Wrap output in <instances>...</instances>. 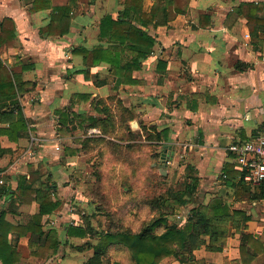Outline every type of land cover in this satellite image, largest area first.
Returning <instances> with one entry per match:
<instances>
[{
  "label": "crops",
  "instance_id": "crops-1",
  "mask_svg": "<svg viewBox=\"0 0 264 264\" xmlns=\"http://www.w3.org/2000/svg\"><path fill=\"white\" fill-rule=\"evenodd\" d=\"M104 1L88 0L91 8L83 11L81 6H85V0H50L52 8L72 5V24L66 35L46 36L40 30L50 22L52 8L36 9L35 0H0V23L6 18L11 19L16 34L11 46L6 43L0 46V59L12 72L15 83L25 84L26 90L20 91L19 99L25 116L31 121L29 136L18 143L10 142L7 137L0 138L3 146L12 149L0 157V186L7 184L18 189L26 179L29 193L21 195L24 200L17 197L5 202L0 200V203L6 211V221L18 225L27 224L39 212L42 197L38 191L48 189L52 200L59 202L58 208L42 219L46 233L56 230L60 240L58 250L53 253L54 249H50L53 256L43 260L39 255L48 249H39L34 242L39 237L37 234L29 232L20 236L11 232L9 241L21 255L16 264H81L79 261L73 263V254L62 248L65 245L87 251L88 258L93 255V249H81L80 246L87 241H96L97 237L89 234L87 237L71 236L68 229L71 226L86 228V215L95 212L96 217L99 213L91 209L97 207L95 202L87 201L88 209L81 213L83 222L73 218L63 224L62 231L54 222L59 214L70 216L68 210L73 205H83L84 199L69 198L67 184L60 185L57 180L63 167L52 162L55 160L52 153L55 140L63 139L59 135L60 129L68 128L76 114L82 115L79 118L82 122L89 121L88 126L77 125V128L86 127L87 139L102 136L101 128L90 126V119L86 118L104 117L102 108L106 104L103 105L102 100L109 96L108 84L115 78L111 75L110 64L101 61L86 65L83 56L74 54L73 50L82 46L119 49L118 43L100 37V22L105 15H115L124 6L119 0H109V6H105L107 10L97 12V4ZM247 2L260 6L257 15L264 19V0H190L186 12L177 15L168 25H149L147 30L156 37L154 51L142 60L140 69L133 71L136 82L127 84V90L123 88L132 98L128 106L130 111L140 109L146 123L162 134L163 130L168 131V142L158 140V144L170 151V161L177 155L186 159L182 165L186 181L189 174L198 178L197 192L192 202L184 206L211 209L215 200L220 199L232 212L240 210L251 216L240 229L229 226L222 251L205 247L194 251V257L204 259L200 264H243L242 232L255 236L264 244V225L254 217L255 210H264V199H250L251 192L258 186L241 182L240 172L227 152V146L237 140L264 134V23L257 25L253 39L248 19L240 7ZM154 3L144 0L143 11L149 13ZM78 69H87V73H79ZM112 87L118 88L116 81ZM88 102L97 114L86 111ZM61 112L67 114L66 119ZM17 150L22 155L12 168H8L5 163ZM63 170L66 174L67 170ZM47 183H55L57 187L49 191ZM61 190L67 193L66 198L60 197ZM247 202L251 210L242 206ZM25 213L30 217L21 220ZM186 215L177 214V217L182 221ZM91 223L95 230L102 231L94 225L92 218ZM74 238H80L81 242H73ZM34 251L40 253L34 255ZM263 260L264 251L256 254L252 264H260ZM172 263L182 262L169 257L160 264Z\"/></svg>",
  "mask_w": 264,
  "mask_h": 264
},
{
  "label": "trees",
  "instance_id": "trees-1",
  "mask_svg": "<svg viewBox=\"0 0 264 264\" xmlns=\"http://www.w3.org/2000/svg\"><path fill=\"white\" fill-rule=\"evenodd\" d=\"M47 1L49 3L46 5ZM119 1L124 9L115 15H105L100 22V37L118 43L119 49L114 51L103 46L89 49L82 46L74 49L73 53L82 55L86 65L98 64L101 61L107 62L111 67L110 72L118 83L134 84L136 80L133 78V71L141 68L142 60L153 53L156 44V37L147 28L151 24H154L155 27L168 25L177 15L186 12L190 0H152L155 3L149 13L143 11L144 0ZM73 3L74 1H72V5ZM72 5L52 8L50 0H35L34 8L36 9L52 8L50 22L40 30L41 34L63 36L70 33ZM240 7L248 19V26L254 39L257 25L264 23V19L257 15L260 6L247 2L241 4ZM0 25L2 28L0 46L5 43L11 46L16 35L14 22L6 18ZM77 72L87 73V69H78ZM23 86H25L24 83H18V85L15 83L12 72L0 59V123H5V125H0V138L7 137L10 142L15 143L24 137H28L31 129V121L25 116L19 99L20 91L25 89ZM102 113L104 117L101 118L92 116L86 118L90 119V126H98L103 130V127L112 121L113 114L108 105H104ZM61 114L65 119L67 118L65 112H61ZM77 117L81 118L82 115L76 114ZM152 128L157 131L156 127ZM129 131L131 132V130ZM156 137L159 141L167 143L168 131L163 130V134L157 131ZM11 151L10 147L2 145L0 140V157ZM0 171H2L1 168ZM228 173L231 174L229 169ZM24 181V185L18 189L7 184L0 186V200L5 202L9 198L15 200L17 197L24 200L21 195L24 193L27 195L29 193L27 190L30 189L26 179ZM241 182L243 183V180ZM198 184V178L189 174L183 189L169 192L177 203L169 214L178 212L181 206L192 202ZM46 185L49 191H53L57 187L55 183L51 185L47 183ZM38 193L41 195L39 197H42L40 210L31 217L27 224L13 225L6 221V211L0 203V261L2 264H16L21 258V255L9 241L11 232H16L20 236L32 232L39 236L34 241L38 244L39 249H54L53 253L58 250L60 240L56 230L51 229L46 233L43 230L42 219L44 215L55 211L59 202L52 200L48 194V189L40 190ZM250 199H264V181L256 190L251 192ZM153 202L165 207L167 197L164 199L163 196L162 200L155 199ZM91 209L98 212L100 210L99 207L93 206ZM210 210L211 212L208 213L201 207H191L183 220H178L179 223L175 225L169 223L168 215L164 212L160 217L154 218L146 224L139 232L112 230L110 229L111 226L102 231L95 230L91 223L92 216L96 214L93 211L94 213L87 214L85 217L86 228L71 226L68 233L77 237H87L88 234L97 237L96 241H87L80 246L81 249H93V255L88 258L85 264H102L104 257L108 255L114 245L126 247L134 264H160L167 257H174L180 262L188 264L194 260V251L202 247L211 251H222L230 231L229 226L240 229L245 222L251 220V216L244 211L234 210L232 212L230 207L223 204L220 199L215 200ZM160 229H162L161 232ZM206 237L209 239L207 240ZM240 251L243 264H252L256 254L264 251V244L255 236L242 232ZM36 253L39 254L40 252H32V254L38 255ZM113 264L121 263L115 261Z\"/></svg>",
  "mask_w": 264,
  "mask_h": 264
},
{
  "label": "rangeland",
  "instance_id": "rangeland-1",
  "mask_svg": "<svg viewBox=\"0 0 264 264\" xmlns=\"http://www.w3.org/2000/svg\"><path fill=\"white\" fill-rule=\"evenodd\" d=\"M85 1V6H81L83 11L91 8V2ZM105 6H109V0L98 3L97 12L100 10L105 12L107 10ZM111 78L113 79V77ZM115 81L119 88L116 90L112 87ZM108 85L110 89L107 94L109 96L103 98L102 104H108L111 107L113 119L103 127V130L100 129L102 136L87 139L85 137L88 136L85 132L86 127L77 128V125L83 123V126H88L86 123L89 124V121L82 122L79 118H74V122H70L68 128L60 129L59 135L63 139L55 140L52 153L55 160L52 162L56 165L61 164L63 167L58 173L57 180L60 185L67 184L66 190L69 189L68 192L71 196L69 198L75 196L76 200L84 199L83 205H73L68 210L69 213L71 212L70 216L57 215L56 221H54L57 222L56 226L62 231L63 224L70 222L73 218L78 222H83L81 213L88 209L87 201L95 202L99 207V213L92 219L94 225L102 230L111 226L112 230L139 232L146 224L154 218L160 217L164 212L168 215L170 224H178L177 214L186 215L191 206H181L178 212L169 214L177 204L169 192L184 188L186 177L183 166L186 159L177 155L176 159L173 158L170 161V151L164 150L163 145L158 144L157 131L152 128L155 126L146 123L140 109L138 112L130 111L128 106H130L132 98L130 93L126 94L124 91V89L127 90L125 88L127 84L118 83L115 78ZM85 107L89 114H97L89 102ZM44 114L48 113L45 111ZM133 120L138 121L139 129H132L131 122ZM21 155V151L17 150V153L6 161L5 166L12 168ZM164 163L166 164L165 174L161 171L163 169L161 165ZM63 169L68 173H63L65 172ZM59 195L62 199L67 197V193L63 190L59 192ZM163 196L164 199L167 197L165 207L153 202L155 199L162 200ZM242 206L251 210L249 202ZM205 209L206 212H211L209 207L206 206ZM29 217L30 214L25 213L21 220ZM254 217L258 223L264 225L263 208L255 210ZM159 231L161 232L162 229ZM73 242L79 243L81 239L74 238ZM62 248L68 254L69 252L73 254V263L79 261L84 264L83 259L87 260L89 255L87 251L81 252L71 245H65ZM52 256L50 249L39 255L43 260H49ZM193 259L188 264H200L204 261V259H197L196 256ZM115 261H119L121 264H134L131 261L129 250L123 246H113L108 255L104 257L102 264H113ZM260 264H264V260Z\"/></svg>",
  "mask_w": 264,
  "mask_h": 264
},
{
  "label": "built area",
  "instance_id": "built-area-1",
  "mask_svg": "<svg viewBox=\"0 0 264 264\" xmlns=\"http://www.w3.org/2000/svg\"><path fill=\"white\" fill-rule=\"evenodd\" d=\"M227 152L236 164L243 181L259 186L264 181V134L240 139L227 146Z\"/></svg>",
  "mask_w": 264,
  "mask_h": 264
},
{
  "label": "water",
  "instance_id": "water-1",
  "mask_svg": "<svg viewBox=\"0 0 264 264\" xmlns=\"http://www.w3.org/2000/svg\"><path fill=\"white\" fill-rule=\"evenodd\" d=\"M131 127H132V129L133 130H137V129H139L140 128V126H139V123H138V121L137 120H133L132 122H131ZM162 167H163V169L161 170L162 171V173H166V164L164 163V164H162L161 165Z\"/></svg>",
  "mask_w": 264,
  "mask_h": 264
}]
</instances>
